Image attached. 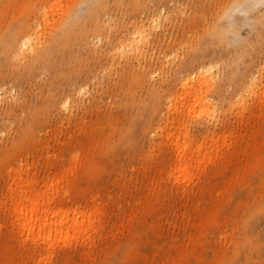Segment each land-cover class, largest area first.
<instances>
[{
  "label": "rangeland",
  "instance_id": "374dc122",
  "mask_svg": "<svg viewBox=\"0 0 264 264\" xmlns=\"http://www.w3.org/2000/svg\"><path fill=\"white\" fill-rule=\"evenodd\" d=\"M237 1L0 0V41L52 28L0 45V264H264V2Z\"/></svg>",
  "mask_w": 264,
  "mask_h": 264
},
{
  "label": "bare ground",
  "instance_id": "6f19581e",
  "mask_svg": "<svg viewBox=\"0 0 264 264\" xmlns=\"http://www.w3.org/2000/svg\"><path fill=\"white\" fill-rule=\"evenodd\" d=\"M244 1V0H241ZM249 1V0H248ZM264 2V0H252V4L254 6H259V4H262ZM241 2L238 0L237 2H233L232 3V11H236L238 9H240L241 6ZM244 8V7H242ZM45 12V11H44ZM45 15V13H44ZM70 19V18H69ZM70 21V20H69ZM66 22L63 23V25L66 26L67 31L65 33L68 34L69 29L71 28V23L70 22ZM48 29H52L51 26H49V20L48 17L45 15L44 21H39L36 17H33L32 19L30 17H27L26 20H24L19 27H12L13 33L11 32V35L8 37V40L6 41V43L3 42V40L0 41V45L3 44L5 45V48H7L8 56L9 57H13V59L18 60V59H22L24 54H26V52H28L27 50L30 49L29 52H33L35 50V48L33 47V45H36L40 38L41 35L43 33H45L46 30ZM145 31L147 30H143V29H139L136 34L133 37V43H134V49L136 51H139L140 49V45L142 43V41L148 40L149 36L148 34H145ZM18 36H20V38H17ZM32 46V47H31ZM27 49V50H26ZM185 84V83H184ZM201 86L203 87L202 83ZM208 86V85H207ZM97 87V85L94 83L92 90H95ZM81 94H86L87 90L85 88V86L81 85L79 87L78 90ZM199 98L203 99L202 103L205 101L206 99V94L200 95ZM25 201L24 197H21L17 200L14 201L15 204V212L18 216V223L20 226H25L28 222H30V226H32L31 229H34V227L36 226L35 223H37V219L31 220L30 214H31V209H25V210H20V208H22L23 203ZM48 207L45 208V210L43 211V215L48 213ZM52 213H53V218H57L59 215L61 216V218H64V222L68 221L69 215L70 213L68 211H63V210H54V208L52 209ZM42 215V217H43ZM40 221H41V216H40ZM77 223V222H74ZM64 227V223H59V222H55V232L58 233L59 230H61ZM31 229L29 231H31Z\"/></svg>",
  "mask_w": 264,
  "mask_h": 264
}]
</instances>
